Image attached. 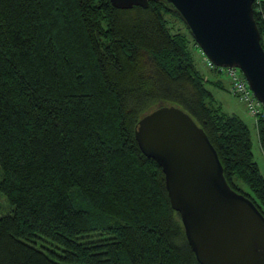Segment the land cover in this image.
<instances>
[{
    "label": "trees",
    "instance_id": "1",
    "mask_svg": "<svg viewBox=\"0 0 264 264\" xmlns=\"http://www.w3.org/2000/svg\"><path fill=\"white\" fill-rule=\"evenodd\" d=\"M252 12L264 49V0ZM193 52L205 56L162 0H0V191L12 205L0 264H201L134 135L162 104L194 118L229 185L264 215L250 127L221 109L207 87L221 80ZM255 126L264 155V114Z\"/></svg>",
    "mask_w": 264,
    "mask_h": 264
},
{
    "label": "water",
    "instance_id": "2",
    "mask_svg": "<svg viewBox=\"0 0 264 264\" xmlns=\"http://www.w3.org/2000/svg\"><path fill=\"white\" fill-rule=\"evenodd\" d=\"M118 8L149 0H110ZM186 24L204 55L235 66L264 104V49L253 0H162ZM134 135L161 167L171 207L201 264H264V215L227 182L204 129L182 107L162 104L145 113Z\"/></svg>",
    "mask_w": 264,
    "mask_h": 264
},
{
    "label": "rangeland",
    "instance_id": "3",
    "mask_svg": "<svg viewBox=\"0 0 264 264\" xmlns=\"http://www.w3.org/2000/svg\"><path fill=\"white\" fill-rule=\"evenodd\" d=\"M172 24L176 26L182 25L180 24V20L174 16H167ZM170 22V24H171ZM193 56L195 59V63L198 69H200L207 77L213 79L218 77L221 80L222 86H217L212 84L211 82H207L208 88L212 91L213 96L215 97L218 104L223 111L231 113L235 112L240 115L249 125L251 132V140H252V151L254 155V159L257 161L259 169L264 176V155L260 149L257 137V130L255 126V117L250 115L244 103L240 101L236 96H234L228 89V78L222 73L218 74V76L211 74L209 68L204 63V60L199 57L198 52H193ZM240 70V69H239ZM241 71V70H240ZM264 108V104L262 103ZM0 178H1V169H0ZM247 189V186H243ZM12 211V205L8 202L5 195L0 191V215L9 213Z\"/></svg>",
    "mask_w": 264,
    "mask_h": 264
},
{
    "label": "built area",
    "instance_id": "4",
    "mask_svg": "<svg viewBox=\"0 0 264 264\" xmlns=\"http://www.w3.org/2000/svg\"><path fill=\"white\" fill-rule=\"evenodd\" d=\"M203 60L206 65L210 67L216 66L219 71L228 78L229 91L244 103L247 112L254 116L255 120L258 116H262L264 114L262 102L255 97L246 78L239 68L235 66H217L206 56H204Z\"/></svg>",
    "mask_w": 264,
    "mask_h": 264
}]
</instances>
